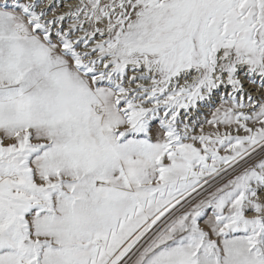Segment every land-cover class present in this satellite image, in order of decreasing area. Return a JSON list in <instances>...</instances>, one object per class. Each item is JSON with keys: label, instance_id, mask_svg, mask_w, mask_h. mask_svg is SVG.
I'll use <instances>...</instances> for the list:
<instances>
[{"label": "snow or ice", "instance_id": "1", "mask_svg": "<svg viewBox=\"0 0 264 264\" xmlns=\"http://www.w3.org/2000/svg\"><path fill=\"white\" fill-rule=\"evenodd\" d=\"M0 264H264V0L0 2Z\"/></svg>", "mask_w": 264, "mask_h": 264}, {"label": "rangeland", "instance_id": "2", "mask_svg": "<svg viewBox=\"0 0 264 264\" xmlns=\"http://www.w3.org/2000/svg\"><path fill=\"white\" fill-rule=\"evenodd\" d=\"M0 2H3V0H0ZM65 11L67 10V9H64Z\"/></svg>", "mask_w": 264, "mask_h": 264}]
</instances>
